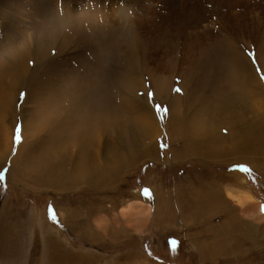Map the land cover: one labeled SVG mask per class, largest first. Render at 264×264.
Listing matches in <instances>:
<instances>
[{"label": "rangeland", "instance_id": "rangeland-1", "mask_svg": "<svg viewBox=\"0 0 264 264\" xmlns=\"http://www.w3.org/2000/svg\"><path fill=\"white\" fill-rule=\"evenodd\" d=\"M136 1L0 0V98H14L0 124V264H264V157H173L197 143L219 89L236 95L243 58L264 91V0ZM245 99L259 109L264 95ZM140 111L159 121L146 140L126 121Z\"/></svg>", "mask_w": 264, "mask_h": 264}, {"label": "bare ground", "instance_id": "bare-ground-1", "mask_svg": "<svg viewBox=\"0 0 264 264\" xmlns=\"http://www.w3.org/2000/svg\"><path fill=\"white\" fill-rule=\"evenodd\" d=\"M105 2L107 1H122V0H103ZM184 1V0H183ZM128 2H132V3H137L136 0H128ZM164 2V1H163ZM186 2V1H185ZM147 3V2H146ZM151 3V2H150ZM172 3V2H171ZM112 5V12L117 13L116 15L119 14V8L118 5L116 3L111 4ZM143 5V4H142ZM147 5V4H146ZM150 4H148L149 6ZM175 5V4H174ZM228 5V4H227ZM140 6V5H139ZM131 7V6H129ZM142 7V6H141ZM180 7V6H179ZM183 7V6H181ZM133 9V8H132ZM150 9V8H149ZM142 11V10H141ZM109 12V11H108ZM144 14V13H143ZM106 15V14H105ZM121 16V15H120ZM242 16V15H241ZM122 17V16H121ZM146 20V19H145ZM260 21V20H259ZM258 21V22H259ZM53 22V21H52ZM69 25V24H68ZM257 25V24H256ZM260 26V25H259ZM96 28V27H95ZM257 32V31H255ZM253 34V33H252ZM253 36V35H252ZM256 37V36H255ZM261 39V38H260ZM38 43V42H37ZM262 43V42H261ZM62 46V45H61ZM236 51V50H235ZM28 52V50H27ZM16 57L20 56V53H17L15 55ZM24 57V56H23ZM22 57V58H23ZM261 58V57H260ZM245 58H243V64H241L242 67V71L244 73L239 74L240 77V83L238 86V91H235L236 95H232V94H227L226 92H223V89H219V94L216 95V99L215 97L211 99H209V105H206L205 107H207V110H203V112H205V116L204 117H200L193 125V127H191L192 130H194V134L196 135V140L197 143H192L191 144V151L189 152V148L185 149L187 150L185 152V150L183 151L184 155H182V151L181 152H177L176 155H174L173 157L176 159V157L179 160L180 158L184 159L187 157H191L193 156L194 153H196V155L200 158V160H205V161H210L213 158H220L223 157L224 154L227 155H240L241 158L240 160H243L242 162L244 163H252L249 159V157L247 156L249 153L253 152L256 155L259 154V156H263L264 157V112H261L259 115V118H257V120L254 122V124L250 125L249 122L246 123V119L247 116L249 114H255L257 113V111H264V101L258 100L257 103V107L259 109L253 108L255 105H253L252 107L248 106L247 107V102H245V98H255L257 96L260 95H264V91L259 92L260 95L256 94L255 91L261 87L260 83L257 82V80L259 79L257 77V75H255V70L251 67L249 70L246 69V65H249L246 63V61L244 60ZM242 60V59H241ZM12 61V65L15 66L16 64H19L18 61L16 60H11ZM84 64V63H83ZM238 64V63H237ZM218 64L214 65L217 66ZM221 65V64H220ZM16 67V66H15ZM13 68V67H12ZM218 67H216V69L214 70V75L216 74ZM241 70V69H240ZM134 72V71H133ZM218 75H221L222 77H225L226 75H223V72H221L220 70L218 71ZM1 76V75H0ZM15 75H13L14 78ZM23 75H16V77L18 78H22ZM2 77V76H1ZM127 77V76H126ZM194 78V77H193ZM19 82H23L20 79ZM16 80V81H17ZM252 81L253 83H256L255 85V90H252V87L249 86V81ZM2 81V80H1ZM5 81V80H4ZM229 81L232 82V84L235 82L232 81V79L229 78ZM126 82V81H125ZM24 83V82H23ZM130 83V82H129ZM132 83V82H131ZM0 85L2 87V89H4L5 86H7L6 84L1 83ZM135 85V84H132ZM237 85V83H236ZM131 87V86H130ZM134 88V87H133ZM189 94V93H188ZM16 98V96H14ZM1 99V98H0ZM9 99V101H8ZM31 99V98H30ZM184 99V98H183ZM1 109H0V124H2L1 122H3V119H5V117L1 116V114L7 116L8 113H5L3 111L6 112H11L13 109L12 106V101H14V98L12 97V95L6 96L4 99H1ZM0 100V101H1ZM244 104H241L240 108H236V105L239 102H243ZM121 102V101H120ZM122 103V102H121ZM120 103V105H121ZM250 103V102H249ZM175 104V103H174ZM212 104V106H211ZM14 105V104H13ZM178 105V104H177ZM176 105V106H177ZM114 106V105H113ZM122 106V105H121ZM148 106V105H147ZM202 106V104H201ZM141 109L143 108V104L140 103L139 105H137V109ZM146 108V107H145ZM174 108V107H173ZM136 109V111H137ZM151 109V108H150ZM130 111L132 112V110L130 109ZM199 112V111H198ZM145 113V112H144ZM143 112H138L137 116L138 118L135 119L133 116L131 117H126V121H128V123L132 125H136L139 128V130L143 129V139L146 140V136L149 138L151 136V138L154 136L155 132L157 131L156 129V125L159 124V121L157 119L154 118L153 114L150 112V114L147 112V114H144ZM10 114V113H9ZM198 114V113H197ZM258 114V113H257ZM256 114V115H257ZM115 115V114H114ZM202 115V114H201ZM11 116V115H10ZM14 116V115H13ZM118 114L115 115L116 119H119ZM200 116V114H199ZM250 116V115H249ZM9 117V116H8ZM123 119H120L117 121L116 125L118 126V123L121 125ZM188 120V119H187ZM6 121V120H5ZM60 122V121H59ZM58 121L55 122H51L49 124V126L51 127V132L55 131V130H60V128H64L62 126L61 123H59ZM189 122V121H188ZM191 122V121H190ZM243 122V124L241 123ZM107 123L106 121H104V119H99L96 120L97 127H96V131L99 132V139L101 137V135L103 136L107 126H102V124ZM4 125V124H3ZM108 125V127L110 126L108 123L106 124ZM115 125V126H116ZM235 125H241V129L239 130L240 132L237 134H233L232 135V129L235 127ZM169 126V125H168ZM111 127V126H110ZM215 127H219L221 128H225L226 132H227V136L225 137L226 139H228L230 141L227 142L225 141V143L223 141L220 142L221 138H220V134L216 135L217 133L215 131H213V129ZM84 128V127H83ZM217 129V128H215ZM221 131V130H219ZM5 132V129H4ZM238 132V131H237ZM49 134V133H48ZM81 134V133H79ZM38 136V134H37ZM239 136V137H238ZM2 137L4 138L5 141V137H9L8 134L5 137L2 134ZM40 137V135H39ZM222 137V136H221ZM223 138V137H222ZM37 140V139H36ZM46 141V140H45ZM8 142V141H7ZM71 142V141H70ZM76 142V141H75ZM4 143V142H3ZM93 143V142H92ZM96 146V145H95ZM188 147V145H184V147ZM62 147V146H61ZM185 147V148H186ZM42 149V148H41ZM53 147L52 146H46L43 150H38L37 152H35V149L32 148L31 153L27 156V158H31L34 156V153H38V154H45L46 156H50ZM68 149V148H67ZM37 150V149H36ZM62 152V151H61ZM93 153V152H92ZM97 153V152H96ZM225 155V156H227ZM41 155H39L40 157ZM132 156V155H131ZM197 156L194 157L197 158ZM35 157V156H34ZM151 158L161 161L160 159H162L161 157L159 158L157 156L156 153H153L152 155H150ZM172 157V158H173ZM248 157V158H247ZM26 158V159H27ZM173 158V159H174ZM32 159V158H31ZM165 160V159H164ZM217 160V159H216ZM37 161V160H36ZM172 161V160H171ZM20 162V161H19ZM24 162V161H23ZM39 162V161H38ZM41 162V160H40ZM241 162V163H242ZM247 163V164H249ZM22 165V164H21ZM24 165V164H23ZM31 167V166H29ZM24 169V168H23ZM30 169V168H29ZM25 170V169H24ZM25 172V171H24ZM35 173V172H34ZM33 173V174H34ZM239 173V172H238ZM106 174V173H105ZM20 175V174H19ZM76 175V174H75ZM108 175V174H107ZM242 174H236V177H240ZM42 175H40L41 177ZM47 177L50 178L49 173L47 174ZM100 177V176H99ZM242 177V176H241ZM101 178V177H100ZM104 178V177H103ZM24 179V178H23ZM44 179V178H43ZM51 179V178H50ZM74 179V178H73ZM239 179V178H238ZM39 180V179H38ZM69 180V179H68ZM41 184L44 186V184L41 182ZM228 184V183H227ZM226 184V185H227ZM59 185V184H58ZM57 187V186H56ZM214 190L219 191L216 189L215 187H211L208 188V193L210 195V193H213ZM238 190V189H237ZM243 191V190H242ZM239 192V190H238ZM249 193V192H248ZM246 191L244 192H240L237 193L236 191H234V188L229 189L227 188L226 190V197L228 199H230V201H234L238 206L241 207H245L247 204H252V202H254V198L248 194ZM216 198L218 197V200H220L221 202H224V200L222 199L221 195L215 196ZM196 199V198H195ZM198 199V198H197ZM202 199V198H201ZM227 199V200H228ZM177 203H175L176 205ZM174 209V208H172ZM176 209V208H175ZM259 212V211H258ZM182 214V213H181ZM262 215V214H261ZM263 216V215H262ZM230 226V225H229ZM250 234H248L249 236Z\"/></svg>", "mask_w": 264, "mask_h": 264}, {"label": "snow or ice", "instance_id": "snow-or-ice-1", "mask_svg": "<svg viewBox=\"0 0 264 264\" xmlns=\"http://www.w3.org/2000/svg\"><path fill=\"white\" fill-rule=\"evenodd\" d=\"M177 92H180L181 90L179 88L176 89ZM20 139V136H19V132L17 133V136H16V140L19 141ZM244 171H247V169H244ZM53 219H55V217L53 216Z\"/></svg>", "mask_w": 264, "mask_h": 264}, {"label": "crops", "instance_id": "crops-1", "mask_svg": "<svg viewBox=\"0 0 264 264\" xmlns=\"http://www.w3.org/2000/svg\"><path fill=\"white\" fill-rule=\"evenodd\" d=\"M243 239V237H241Z\"/></svg>", "mask_w": 264, "mask_h": 264}]
</instances>
